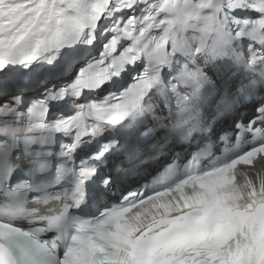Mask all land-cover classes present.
I'll list each match as a JSON object with an SVG mask.
<instances>
[{"label": "snow or ice", "instance_id": "6c2138e0", "mask_svg": "<svg viewBox=\"0 0 264 264\" xmlns=\"http://www.w3.org/2000/svg\"><path fill=\"white\" fill-rule=\"evenodd\" d=\"M0 264H264V0H0Z\"/></svg>", "mask_w": 264, "mask_h": 264}, {"label": "bare ground", "instance_id": "6f19581e", "mask_svg": "<svg viewBox=\"0 0 264 264\" xmlns=\"http://www.w3.org/2000/svg\"><path fill=\"white\" fill-rule=\"evenodd\" d=\"M38 91H40V90H39V89H37V90L35 91V93H36V92H38Z\"/></svg>", "mask_w": 264, "mask_h": 264}]
</instances>
